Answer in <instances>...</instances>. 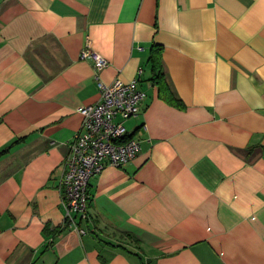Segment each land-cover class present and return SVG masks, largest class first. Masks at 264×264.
<instances>
[{
	"label": "crops",
	"instance_id": "obj_1",
	"mask_svg": "<svg viewBox=\"0 0 264 264\" xmlns=\"http://www.w3.org/2000/svg\"><path fill=\"white\" fill-rule=\"evenodd\" d=\"M140 68V150L90 178L80 234L58 190L78 108ZM0 264H264V0H0Z\"/></svg>",
	"mask_w": 264,
	"mask_h": 264
},
{
	"label": "built area",
	"instance_id": "obj_2",
	"mask_svg": "<svg viewBox=\"0 0 264 264\" xmlns=\"http://www.w3.org/2000/svg\"><path fill=\"white\" fill-rule=\"evenodd\" d=\"M80 59H90L96 73L108 64L104 57L87 47L80 52ZM141 72L138 69V76L129 81L116 78L104 83L96 77L98 100L78 108L81 125L68 142L58 190L62 194L64 221L80 234L84 229L74 217L87 214L90 178L107 165H125L140 150V139L128 132L124 122L140 113L145 99V92L138 86Z\"/></svg>",
	"mask_w": 264,
	"mask_h": 264
},
{
	"label": "trees",
	"instance_id": "obj_3",
	"mask_svg": "<svg viewBox=\"0 0 264 264\" xmlns=\"http://www.w3.org/2000/svg\"><path fill=\"white\" fill-rule=\"evenodd\" d=\"M160 57H161L160 48L158 46L154 45L152 47L150 60L152 62V66H153L154 70L159 71V73H160L157 76L153 77V80L156 82V84L158 86L159 95L168 103H170L172 105H177L178 107L181 108L183 105L182 101L180 99H178L173 94V92L170 90L167 82L164 79L163 74L160 71L161 70V62H160L161 59H160Z\"/></svg>",
	"mask_w": 264,
	"mask_h": 264
}]
</instances>
